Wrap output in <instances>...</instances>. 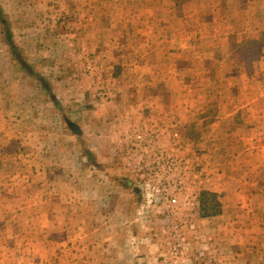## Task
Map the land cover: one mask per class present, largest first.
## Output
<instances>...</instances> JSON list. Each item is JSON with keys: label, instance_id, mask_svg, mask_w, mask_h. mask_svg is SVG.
I'll use <instances>...</instances> for the list:
<instances>
[{"label": "rangeland", "instance_id": "1", "mask_svg": "<svg viewBox=\"0 0 264 264\" xmlns=\"http://www.w3.org/2000/svg\"><path fill=\"white\" fill-rule=\"evenodd\" d=\"M0 7V264H264V0Z\"/></svg>", "mask_w": 264, "mask_h": 264}, {"label": "trees", "instance_id": "2", "mask_svg": "<svg viewBox=\"0 0 264 264\" xmlns=\"http://www.w3.org/2000/svg\"><path fill=\"white\" fill-rule=\"evenodd\" d=\"M0 22L4 28L5 37L10 45V47L15 50V45L12 39V31L9 27L8 21L6 20L5 16L3 15V10L0 7ZM217 195L210 192H202L201 193V216L202 217H212L216 216L221 213V204L216 200Z\"/></svg>", "mask_w": 264, "mask_h": 264}, {"label": "water", "instance_id": "3", "mask_svg": "<svg viewBox=\"0 0 264 264\" xmlns=\"http://www.w3.org/2000/svg\"><path fill=\"white\" fill-rule=\"evenodd\" d=\"M69 126L72 128V130L75 132V133H77V134H80L81 133V129L77 126V125H75V124H73V123H69Z\"/></svg>", "mask_w": 264, "mask_h": 264}, {"label": "built area", "instance_id": "4", "mask_svg": "<svg viewBox=\"0 0 264 264\" xmlns=\"http://www.w3.org/2000/svg\"><path fill=\"white\" fill-rule=\"evenodd\" d=\"M136 139H137V140H142V135H141V134H137V135H136Z\"/></svg>", "mask_w": 264, "mask_h": 264}]
</instances>
